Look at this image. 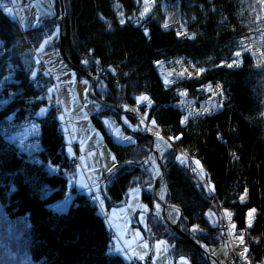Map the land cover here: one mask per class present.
I'll return each mask as SVG.
<instances>
[{"label": "trees", "instance_id": "trees-1", "mask_svg": "<svg viewBox=\"0 0 264 264\" xmlns=\"http://www.w3.org/2000/svg\"><path fill=\"white\" fill-rule=\"evenodd\" d=\"M7 1L0 0V264H133L116 251L99 202L125 206L138 188L151 207L150 142L134 135L131 142L116 141L103 120L119 116L103 108L94 122L117 162L102 177L97 200L78 189L55 111L54 80L38 72V50L59 19L24 29ZM180 2L188 36L165 28L160 6L141 20L142 0H65L67 52L98 79L100 98L125 110L139 105L147 124L155 121L171 141L162 198L182 210L180 228L206 249L218 247L230 237L222 217L227 210L247 246L243 264H264V0ZM59 48L60 41L49 49ZM181 57L190 59L195 74L165 83L158 63L176 68ZM112 67L120 70L117 78ZM209 85L220 87L223 107L186 120L181 93L200 107L210 98ZM141 95L151 100L139 101ZM147 223L151 249L165 240L172 264L181 258L209 264L151 209Z\"/></svg>", "mask_w": 264, "mask_h": 264}, {"label": "rangeland", "instance_id": "rangeland-1", "mask_svg": "<svg viewBox=\"0 0 264 264\" xmlns=\"http://www.w3.org/2000/svg\"><path fill=\"white\" fill-rule=\"evenodd\" d=\"M43 1L8 0L6 9L9 14L20 22L24 29L38 27L46 18L52 19L55 15V18H58L60 22L58 0H56L58 10L55 12L43 10ZM157 6L162 8L165 15V24L168 25L165 28L173 29L182 36L189 35L187 27L183 22L180 0H147V3L145 0H142L141 20L148 19L154 13ZM145 7L148 8L147 12H145ZM54 33L57 34L55 40ZM54 33L44 40L38 50V72L54 80L52 94L56 101L55 111L56 113H60L62 119L60 133L64 134L69 142L67 149L70 159L78 162L76 165L75 163L71 164V168L76 171L75 186L80 190L91 192L92 196L97 200V196H100L102 177L116 165L117 160L113 151L108 146L102 131L95 125L94 115L60 56L61 53L59 54L58 52L60 49H49L60 41V28L58 27ZM175 63L176 68L171 69L166 66L164 61L158 63V68L165 83L172 84L179 78L195 74L190 59L181 57ZM73 74L76 73L73 72ZM80 80L89 83L84 77ZM207 92L210 93V98L200 107H198L199 105L197 106V101L190 99L185 92L181 93V102L178 106L185 110L186 120L197 114L215 113L223 107L222 101L224 100V96L218 85H209ZM141 96H146L150 99L148 95ZM136 106L139 107V105ZM118 123L120 122L118 121ZM107 124L111 123L107 121ZM121 126L123 127L122 124ZM33 128V126H29V130L26 133ZM151 132L159 133L160 131L154 128ZM24 136L25 134H23ZM182 156V159H185V161L188 159L183 154ZM196 161L194 160L195 165ZM199 165L202 168L200 163ZM203 175L205 176L204 170ZM99 203L103 214L107 218L110 229L109 233L112 235L111 238L114 239L116 251L132 259L133 264H145V260L152 253L154 254L150 261L151 264H172L167 256L171 246L165 240H160L155 242L153 249H151V245L146 238L145 234L149 231L147 217L151 207L143 201L140 189L136 188L131 192L128 203L125 206L108 209L103 201ZM65 207L66 205H64ZM254 212H250L252 215L249 223L253 221ZM207 215L209 218L212 217L210 211L207 212ZM222 217L228 219L224 214ZM227 221L229 224V229L227 230L230 235L228 242L222 243L218 247H212L210 250L220 258L222 264L246 263L247 246L244 240L243 243L240 242V238H243V236L235 232V228H232V225H235L232 220ZM109 233L108 236H111ZM236 254L241 262L238 258L236 262ZM176 264L190 263L187 258H181L176 261Z\"/></svg>", "mask_w": 264, "mask_h": 264}, {"label": "water", "instance_id": "water-1", "mask_svg": "<svg viewBox=\"0 0 264 264\" xmlns=\"http://www.w3.org/2000/svg\"><path fill=\"white\" fill-rule=\"evenodd\" d=\"M60 6V53L64 62L70 67L76 74L84 77L90 83L88 89V95L98 105L113 110L118 114L119 120L123 127L132 135L149 140V154L147 158L148 164L154 168V184L150 187L152 192V205L151 211L160 216L181 238L195 247L199 253L208 261L209 264H222L219 257L202 246L199 242L193 239L190 235L184 232L179 226V220L182 216V210L178 207L168 205L162 198L163 187L166 182V168L163 157L165 154L170 153L173 149L171 141L162 134H156L144 130L141 122L137 118V115L129 110H125L120 106H117L106 99L100 98L96 94V87L98 85V79L86 69L75 65L70 59L67 52V37H68V25H67V8L65 0H58ZM129 117L136 120L133 123ZM128 163L120 164V167H124ZM123 204H119L122 207ZM177 213L174 217V213Z\"/></svg>", "mask_w": 264, "mask_h": 264}, {"label": "crops", "instance_id": "crops-1", "mask_svg": "<svg viewBox=\"0 0 264 264\" xmlns=\"http://www.w3.org/2000/svg\"><path fill=\"white\" fill-rule=\"evenodd\" d=\"M42 4H43V8L41 6L40 7L43 10H46L49 12H55L58 10V5H57L56 0H44ZM56 36H57V34L54 33V40H55ZM58 52L60 54V51H58ZM60 56H61V54H60ZM65 65L67 66L70 74L72 75L75 83L77 84V86H78L80 92L82 93L85 101L87 102L90 110L92 111L93 115L95 116L100 111H102V108L97 103H95L93 100H91L89 95H88V89H89L90 83H86V81L80 80V78L78 76H76L77 74H73V71L70 69V67L66 63H65ZM139 118H140V120H143V128H145L146 127V121H147V115L140 114ZM107 121L110 122L111 124H107ZM103 122H104L106 130L113 135V137L116 141L123 142V143H128V142L133 141V135L130 132H128L124 127H122L121 124L118 123V121L115 122V121L111 120L110 118H107V119H104ZM150 125H151V127L148 128L149 130L156 128L155 125H153V124H150ZM111 126L113 127V130H112ZM125 137H130L131 139L127 140V139H125Z\"/></svg>", "mask_w": 264, "mask_h": 264}, {"label": "snow or ice", "instance_id": "snow-or-ice-1", "mask_svg": "<svg viewBox=\"0 0 264 264\" xmlns=\"http://www.w3.org/2000/svg\"><path fill=\"white\" fill-rule=\"evenodd\" d=\"M145 2L147 3V0H145ZM147 10H148V8L145 7V12H147ZM142 15H143V13H142ZM123 22H124V21L122 20L121 23H123ZM167 26H168V25L165 24V27H167ZM236 55L239 56L240 53L237 52ZM229 67H231V65H229ZM166 82H167V81H166ZM138 100H139V101H147V100H148V97H146V96H141V97L138 98ZM141 123H143V120H141ZM152 124L155 125V121H152ZM157 135H158V134H157ZM125 139L130 140L131 138H130V137H125ZM178 159H180V158H178ZM181 162L183 163L184 161L181 160ZM196 165H197L198 168H200L199 161H196ZM200 174H201V176L203 177V169H202V168H200ZM209 190H213V189L211 188L210 185H209ZM241 200H243V197H241ZM253 211H254V210H253ZM213 215H215V214H213ZM224 215L228 218L229 221L231 220V215H232V214H231L230 212H228L227 210H225ZM251 215H252V214L249 213V216H250V217H251ZM232 228L234 229V228H235V225H232ZM194 231H195V229H194ZM240 242L243 243V238H242V237L240 238ZM145 246H146V245H145Z\"/></svg>", "mask_w": 264, "mask_h": 264}, {"label": "built area", "instance_id": "built-area-1", "mask_svg": "<svg viewBox=\"0 0 264 264\" xmlns=\"http://www.w3.org/2000/svg\"><path fill=\"white\" fill-rule=\"evenodd\" d=\"M109 70L115 75L116 78L118 77V74H119V72H120L119 68H117V67H112V68H110ZM137 111H140V109H138ZM57 114H60V113L57 112ZM70 163H71V164L75 163V165H76L78 162H77L76 160H71ZM224 227L227 228V229L229 228L228 224H225ZM109 234L111 235V233H109ZM112 234H113V232H112ZM110 237H112V235H111ZM237 258H238V257L235 258V259H236V262H237ZM238 259H239V258H238ZM239 261H240V259H239Z\"/></svg>", "mask_w": 264, "mask_h": 264}, {"label": "bare ground", "instance_id": "bare-ground-1", "mask_svg": "<svg viewBox=\"0 0 264 264\" xmlns=\"http://www.w3.org/2000/svg\"><path fill=\"white\" fill-rule=\"evenodd\" d=\"M135 108H137V107H136V106H131V107H130V109H135ZM176 215H177V213H176V211H175V213H174V217H176ZM109 238L112 239L110 236H109Z\"/></svg>", "mask_w": 264, "mask_h": 264}]
</instances>
